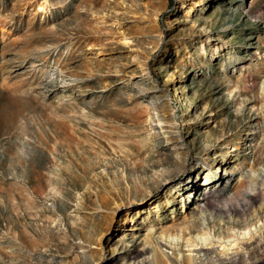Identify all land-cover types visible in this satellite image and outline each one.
<instances>
[{"label":"rangeland","instance_id":"1","mask_svg":"<svg viewBox=\"0 0 264 264\" xmlns=\"http://www.w3.org/2000/svg\"><path fill=\"white\" fill-rule=\"evenodd\" d=\"M44 1L0 0V264H264V0Z\"/></svg>","mask_w":264,"mask_h":264},{"label":"bare ground","instance_id":"2","mask_svg":"<svg viewBox=\"0 0 264 264\" xmlns=\"http://www.w3.org/2000/svg\"><path fill=\"white\" fill-rule=\"evenodd\" d=\"M43 3V2H42ZM44 3L45 4H48V0H45L44 1ZM262 239V238H261ZM199 241H196L195 242V245L197 246V245H199ZM213 244H214V242H213V240H210L209 242H204V243H202L201 245H200V247H202V248H205V247H212L213 246ZM229 244V243H228ZM231 244V243H230ZM226 244H224L223 245V248L222 249H224L225 248V250H228V252L229 253H227L228 254V257H226V258H224L223 256H217V255H215L214 254V251H211V250H209V249H205L203 252L205 253L206 252V254H207V256L210 258V260L211 261H213L215 264H221L222 262H228L229 264H233V263H236L238 260H239V257H240V255L237 253V252H235L234 250H233V248L232 247H226L225 246ZM248 245H249V247L250 248H253L255 245H253L252 243H248ZM264 245V244H263ZM225 255V254H224ZM159 262V264H162L161 263V261L159 260L158 261ZM170 264H177V262L176 261H173V260H170ZM211 263V262H210ZM181 264H194V259H192V258H188L187 260H185V261H182L181 262ZM205 264H207V263H205Z\"/></svg>","mask_w":264,"mask_h":264}]
</instances>
